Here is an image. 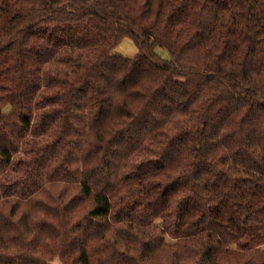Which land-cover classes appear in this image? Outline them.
Listing matches in <instances>:
<instances>
[{"label":"trees","instance_id":"obj_1","mask_svg":"<svg viewBox=\"0 0 264 264\" xmlns=\"http://www.w3.org/2000/svg\"><path fill=\"white\" fill-rule=\"evenodd\" d=\"M0 264H264V0H0Z\"/></svg>","mask_w":264,"mask_h":264},{"label":"rangeland","instance_id":"obj_2","mask_svg":"<svg viewBox=\"0 0 264 264\" xmlns=\"http://www.w3.org/2000/svg\"><path fill=\"white\" fill-rule=\"evenodd\" d=\"M154 50L161 57L169 58V53L166 48L157 45L154 47ZM111 51L113 53L131 57L138 52V49L130 37L124 36L120 39V41L114 46V48Z\"/></svg>","mask_w":264,"mask_h":264}]
</instances>
